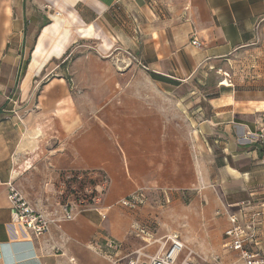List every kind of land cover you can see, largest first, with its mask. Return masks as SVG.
Wrapping results in <instances>:
<instances>
[{"label":"crops","instance_id":"1","mask_svg":"<svg viewBox=\"0 0 264 264\" xmlns=\"http://www.w3.org/2000/svg\"><path fill=\"white\" fill-rule=\"evenodd\" d=\"M263 120L264 0H0V264L151 255L108 245L137 192L191 198L176 214L201 220L198 245L170 235L209 264L239 263L229 216H255L264 257ZM88 171L100 202L64 220L63 177ZM9 183L49 233L13 225Z\"/></svg>","mask_w":264,"mask_h":264},{"label":"built area","instance_id":"2","mask_svg":"<svg viewBox=\"0 0 264 264\" xmlns=\"http://www.w3.org/2000/svg\"><path fill=\"white\" fill-rule=\"evenodd\" d=\"M191 43L197 48H201L202 46V44L195 38L191 40ZM256 136L264 149V120ZM73 176V174H67L64 176L61 185L62 196L65 198V201L62 203V209L64 211L63 219L68 221L73 220L76 217V214L79 211L78 208L83 207L85 209H95L96 204L100 202V197L97 195L91 206L88 205L87 200L82 197L84 194L92 193L93 188L90 186L85 187L82 191L81 198L77 200L74 195L69 192L67 184ZM83 177V174H79L78 180H81ZM72 190L76 191L77 186L73 185ZM144 198V194L138 192L137 194L122 200L121 204L130 209H134L139 203L143 202ZM7 199L10 204L12 223L14 226L25 232H29L36 237L50 232L51 225L54 224L56 220L49 219L45 215L37 212L12 183L8 184ZM240 206L242 215H249V213L245 212V209L249 207L250 204H241ZM262 208H264V204H262ZM256 215L258 216V214ZM102 216L103 218H106V214H103ZM254 217L255 216L250 218L251 220H248L247 216L246 220L241 223L239 216L236 214L229 216L231 227L225 232V248L240 254V261L237 264H264L262 251L256 243ZM165 239L166 242L157 254L144 255L136 252L135 256H130L128 258L126 264H209L207 260L192 251L187 250L177 235H170ZM108 245L110 248L117 247L116 244L111 242H109ZM112 264L119 263L114 261Z\"/></svg>","mask_w":264,"mask_h":264},{"label":"rangeland","instance_id":"3","mask_svg":"<svg viewBox=\"0 0 264 264\" xmlns=\"http://www.w3.org/2000/svg\"><path fill=\"white\" fill-rule=\"evenodd\" d=\"M85 173L90 174L88 177L89 182H93V184L96 182V185L91 184V187L93 186L92 188H94L95 186L96 194L98 197H101L99 195L103 190H101V186L99 187V185L104 182V178L98 172L88 171ZM144 197L143 202L139 203L134 209H130L121 204V201L126 198L120 201L117 208H120V210L124 209L128 215H134L132 219L134 221L130 226L129 234L125 240L118 241L111 239V243L119 245L126 250L137 249L139 246L152 244L145 250L151 255L157 254L162 249L166 242L165 237L172 233H176L181 239L187 236L191 244L197 243V237L193 238L192 234L197 231L203 233L204 229L200 222L201 220L195 219L193 223V220L190 219V229L186 231L185 228L187 229L188 226L183 225V223L186 224L189 220L186 218L183 219L179 214H176L179 208L183 210L188 209L192 202L191 198H181L179 201V198L173 196L170 192L156 194L154 198L144 194ZM117 227L121 228L122 226H120V223H117ZM200 235L203 237V234ZM157 240L159 242H156ZM135 254L136 252L132 256H135Z\"/></svg>","mask_w":264,"mask_h":264},{"label":"trees","instance_id":"4","mask_svg":"<svg viewBox=\"0 0 264 264\" xmlns=\"http://www.w3.org/2000/svg\"><path fill=\"white\" fill-rule=\"evenodd\" d=\"M81 174L84 175V177L81 180H78L79 174H73L74 175L73 178L71 180H69V182H67L69 192L71 194H73L74 197L77 200H79L81 198L82 191L85 189V187H88V186L91 187V184H93V182L91 183L88 180V177L90 175L89 173H81ZM73 185H76L77 186V190L76 191H73L72 190ZM93 185H96V182H94ZM79 193H80V195H79ZM96 195H97L96 194V188L94 186V188L92 190V193H90V194H84L82 197L87 200V204L88 205H91L92 206L93 205V198H95Z\"/></svg>","mask_w":264,"mask_h":264}]
</instances>
